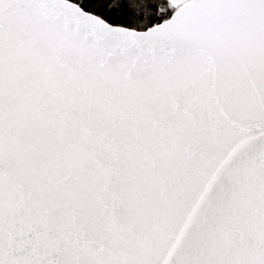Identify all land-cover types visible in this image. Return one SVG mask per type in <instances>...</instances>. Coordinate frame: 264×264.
Returning a JSON list of instances; mask_svg holds the SVG:
<instances>
[{
  "label": "snow or ice",
  "instance_id": "obj_1",
  "mask_svg": "<svg viewBox=\"0 0 264 264\" xmlns=\"http://www.w3.org/2000/svg\"><path fill=\"white\" fill-rule=\"evenodd\" d=\"M0 264H264V0H0Z\"/></svg>",
  "mask_w": 264,
  "mask_h": 264
}]
</instances>
